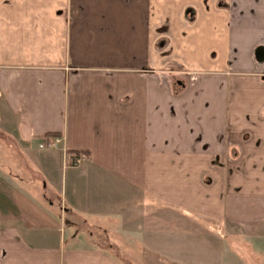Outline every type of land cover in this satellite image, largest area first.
Instances as JSON below:
<instances>
[{
    "label": "crops",
    "instance_id": "1",
    "mask_svg": "<svg viewBox=\"0 0 264 264\" xmlns=\"http://www.w3.org/2000/svg\"><path fill=\"white\" fill-rule=\"evenodd\" d=\"M207 4L233 14L219 65L188 70L169 38L193 5L0 0V143L29 173L0 164V264L135 262L164 209L264 247V0Z\"/></svg>",
    "mask_w": 264,
    "mask_h": 264
},
{
    "label": "rangeland",
    "instance_id": "2",
    "mask_svg": "<svg viewBox=\"0 0 264 264\" xmlns=\"http://www.w3.org/2000/svg\"><path fill=\"white\" fill-rule=\"evenodd\" d=\"M155 1L161 3V0H152V3ZM209 1L211 0H173L174 6L167 5L162 8L161 6L157 7V5L153 6V11L160 10L158 14L162 13V15H167L170 18L175 14L176 18L182 9L181 4L186 3L193 5L188 8L193 9L196 17H198L197 14L202 15L199 16L200 22L197 24L192 23L191 20H185V14H183L184 18L182 20L188 23V28L183 27L181 23V28L184 30L178 28L176 31H170L172 37V39L169 38L170 44L172 40L174 41L170 55L172 58L176 57L174 61L171 59V64L188 70L211 68L216 63L219 65V59L212 61L209 58L221 55L222 47L218 42L226 34L224 26L228 27L227 21L230 20V16L233 14L232 11L227 10L223 15H215L211 12L213 8L207 4ZM163 2L165 3V1ZM182 20L181 22H183ZM222 21L223 23L225 21L224 25H222ZM189 27L191 28L189 29ZM223 52L225 54L226 51L223 50ZM26 163L27 167H32L27 158ZM0 164L2 170L11 174L12 177H20L24 181V178L29 176L23 161L13 154L9 148L1 147V143ZM79 164L78 161H75L76 167H80ZM131 198L127 204L122 205L124 209L130 208ZM131 203L132 209L143 206L137 198L132 200ZM160 215L162 228L156 231L158 237L156 244L142 246L141 242V244L132 242L133 244L127 248L137 261L124 262L125 264H264V247L260 245L255 246L244 242L249 246H240L239 242H243L242 239L228 237L226 233H223L220 238L217 235L220 233L203 229L200 225L194 224L195 220L174 210L164 209ZM61 227L60 234L63 237L64 232L67 234V227L65 229L63 224ZM117 232L121 233V231ZM95 234L100 241H103L104 245L102 246L105 249L112 248L113 252L119 255V258L122 257L121 246H110L105 242V233L102 234V231H95ZM57 236L59 237V234Z\"/></svg>",
    "mask_w": 264,
    "mask_h": 264
},
{
    "label": "built area",
    "instance_id": "3",
    "mask_svg": "<svg viewBox=\"0 0 264 264\" xmlns=\"http://www.w3.org/2000/svg\"><path fill=\"white\" fill-rule=\"evenodd\" d=\"M60 144V139L57 138H53V139H49L47 141H44L39 148L40 149H56L58 148Z\"/></svg>",
    "mask_w": 264,
    "mask_h": 264
},
{
    "label": "flooded vegetation",
    "instance_id": "4",
    "mask_svg": "<svg viewBox=\"0 0 264 264\" xmlns=\"http://www.w3.org/2000/svg\"><path fill=\"white\" fill-rule=\"evenodd\" d=\"M219 8L225 9V8H227V6L224 5V4H220ZM186 15H188L191 19L195 18V16H196V14L194 13L193 9H191V8L186 10Z\"/></svg>",
    "mask_w": 264,
    "mask_h": 264
},
{
    "label": "water",
    "instance_id": "5",
    "mask_svg": "<svg viewBox=\"0 0 264 264\" xmlns=\"http://www.w3.org/2000/svg\"><path fill=\"white\" fill-rule=\"evenodd\" d=\"M256 59H257L258 61H263V60H264V55L261 56V55L259 54V52H257V53H256Z\"/></svg>",
    "mask_w": 264,
    "mask_h": 264
},
{
    "label": "trees",
    "instance_id": "6",
    "mask_svg": "<svg viewBox=\"0 0 264 264\" xmlns=\"http://www.w3.org/2000/svg\"><path fill=\"white\" fill-rule=\"evenodd\" d=\"M76 157H79L80 155H79V153H76V155H75Z\"/></svg>",
    "mask_w": 264,
    "mask_h": 264
}]
</instances>
